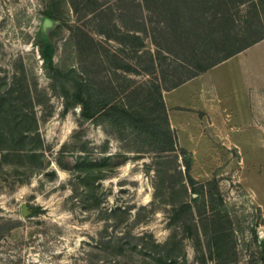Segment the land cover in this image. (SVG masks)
Listing matches in <instances>:
<instances>
[{"label": "rangeland", "instance_id": "rangeland-1", "mask_svg": "<svg viewBox=\"0 0 264 264\" xmlns=\"http://www.w3.org/2000/svg\"><path fill=\"white\" fill-rule=\"evenodd\" d=\"M57 1L0 0V264H263L253 229L264 240V52L239 58L253 84L248 140L195 155L177 142L164 93L195 70L203 39L159 52L155 22L134 30L132 0H94L80 17L63 4L61 18L47 12ZM194 1L186 8L202 11ZM41 31L62 78L44 62ZM80 82L94 107H125L145 129L116 111L85 118L70 104ZM23 203L39 213L24 216Z\"/></svg>", "mask_w": 264, "mask_h": 264}, {"label": "trees", "instance_id": "trees-1", "mask_svg": "<svg viewBox=\"0 0 264 264\" xmlns=\"http://www.w3.org/2000/svg\"><path fill=\"white\" fill-rule=\"evenodd\" d=\"M93 1L58 0L55 4L58 9H48L47 12L61 18V7H63V4H67L80 17L91 10L92 5H94ZM200 2L203 6L202 11L186 8L187 4L195 3L194 0H132L128 2L130 5L135 4L138 6L141 14L139 19L133 20L139 25L134 29L135 31L147 34L148 27L146 22L156 23V26L151 27L152 40L158 49L161 50L159 52L166 51L177 55L178 48L184 52L188 49L186 38L192 39L196 37L197 39H203L202 57L196 64L195 70L184 77H180L181 79L168 89L175 88L187 80L208 71L215 65L264 39V0H200ZM215 5L222 7L213 10ZM232 5L235 6V10ZM128 7L120 9L121 12ZM146 13L151 15L146 16ZM125 14L129 15L127 12L121 13L122 16ZM59 26L60 24H57L51 32H55ZM126 27L129 29L127 30L128 32L133 31L127 25ZM102 32L107 34L108 38H111L112 35L107 33V31ZM49 37V34H45L42 31L39 32L37 44L41 47L42 57L46 66L56 72V79L62 78L64 74L59 72L54 65ZM136 38L141 40L140 46H144L142 45L144 44L143 37L138 34ZM75 86L74 100L70 104L81 105L85 118L96 120L98 118L112 117L113 112L116 111L119 112L116 118L123 119L124 122L136 128L145 129L144 118L136 117L125 107L111 105L109 102H104L94 107L92 105L93 96L90 94L85 95V92L90 90L88 84L80 82ZM63 95L69 98L71 91L63 87ZM188 208L191 209V206L189 205ZM30 209L33 215L39 213V208L37 207L32 206ZM253 242L257 247L255 252L261 255L260 260L264 264V240H260L255 227L253 229Z\"/></svg>", "mask_w": 264, "mask_h": 264}, {"label": "crops", "instance_id": "crops-1", "mask_svg": "<svg viewBox=\"0 0 264 264\" xmlns=\"http://www.w3.org/2000/svg\"><path fill=\"white\" fill-rule=\"evenodd\" d=\"M254 49L264 52V39L165 91L168 120L177 133L180 146L195 155L209 150L211 143L216 141L242 148L241 143L248 140V128L254 125L249 108V90L253 84L249 86L246 82L244 74L248 73L241 71L239 58ZM232 133H242V137L233 138Z\"/></svg>", "mask_w": 264, "mask_h": 264}, {"label": "water", "instance_id": "water-1", "mask_svg": "<svg viewBox=\"0 0 264 264\" xmlns=\"http://www.w3.org/2000/svg\"><path fill=\"white\" fill-rule=\"evenodd\" d=\"M40 20L42 29H49L50 27H54V25L57 24L56 18L48 14H43L40 17ZM22 212L24 216H28L31 213L30 208L26 203H23L22 205Z\"/></svg>", "mask_w": 264, "mask_h": 264}]
</instances>
